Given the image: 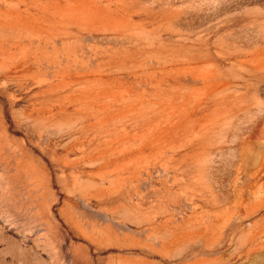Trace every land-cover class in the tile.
<instances>
[{"label":"rangeland","instance_id":"1","mask_svg":"<svg viewBox=\"0 0 264 264\" xmlns=\"http://www.w3.org/2000/svg\"><path fill=\"white\" fill-rule=\"evenodd\" d=\"M0 264H264V0H0Z\"/></svg>","mask_w":264,"mask_h":264}]
</instances>
